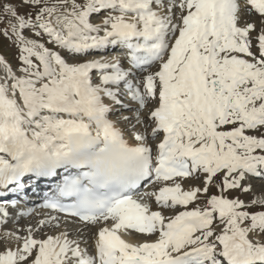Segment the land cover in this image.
<instances>
[{"label": "snow or ice", "instance_id": "snow-or-ice-1", "mask_svg": "<svg viewBox=\"0 0 264 264\" xmlns=\"http://www.w3.org/2000/svg\"><path fill=\"white\" fill-rule=\"evenodd\" d=\"M0 25V197L51 189L26 228L0 203V264H264V197L240 198L264 182V0H3Z\"/></svg>", "mask_w": 264, "mask_h": 264}, {"label": "rangeland", "instance_id": "rangeland-1", "mask_svg": "<svg viewBox=\"0 0 264 264\" xmlns=\"http://www.w3.org/2000/svg\"><path fill=\"white\" fill-rule=\"evenodd\" d=\"M0 2H3V0H0ZM8 2L13 3V4H18L19 0H8ZM20 11H21V13H23L24 11H26V9L21 8ZM101 19H102V15L101 16H93L92 22L93 23H99L101 21ZM2 28H3V25H0V29H2ZM25 35L28 36L29 38H36V37L32 36L31 33H29V32H25ZM41 42L45 43V45L47 47L53 48V50L61 51V54L65 55L63 50L56 49V48H54L53 45L48 44L47 43V37H45L43 40H41ZM110 52L114 53L115 55H122V52L119 49L114 50V51H110ZM0 55L7 57L9 59V61L12 63L14 68L18 64V61L16 59L18 56L17 47L13 44L12 39L4 37L3 35H0ZM98 56L99 55H96L95 58H99ZM66 58H67V56H66ZM91 58H93V57L92 56L88 57V59H91ZM70 62H77V61H70ZM79 62H83V61L80 60ZM125 114L130 115V113H125ZM193 183L199 184L198 181L193 182ZM251 184L253 187V192L249 195H246V196L245 195L240 196V198L245 200L246 202L250 201L254 197H256V198L264 197V182H261L259 180H253V181H251ZM148 190H151V189H148ZM213 191H215V190H213ZM234 195H236V193H234ZM10 211H12V210L10 209ZM15 211H16V213L29 212L28 210H20V208L19 209L17 208ZM44 215H45V213H41L39 215L35 214V216H34L32 213L30 216L20 217V218H18V220L16 222V226L19 228H26L28 226L35 224L36 221H38L39 219L44 218ZM12 228H13V224L10 223L8 225V229H12Z\"/></svg>", "mask_w": 264, "mask_h": 264}, {"label": "bare ground", "instance_id": "bare-ground-1", "mask_svg": "<svg viewBox=\"0 0 264 264\" xmlns=\"http://www.w3.org/2000/svg\"><path fill=\"white\" fill-rule=\"evenodd\" d=\"M117 50V49H116ZM117 53V52H116ZM102 55H104L105 57L107 58H111L112 56H115L114 53H111L110 51L109 52H105V53H102ZM100 58V55L98 56ZM28 192V191H27ZM10 194V195H9ZM16 196V198H15ZM18 196L16 194H11V193H8L7 194V197H0V203H3L4 200L7 198V199H18V201L22 200V199H19V197L17 198ZM42 209V208H41ZM46 214V213H45ZM35 216V214H34ZM33 216V217H34ZM23 219V218H22ZM36 219V218H35Z\"/></svg>", "mask_w": 264, "mask_h": 264}]
</instances>
